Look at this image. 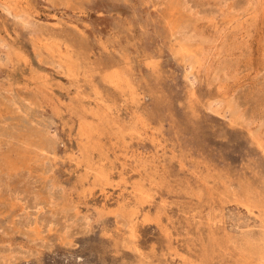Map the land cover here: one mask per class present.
Here are the masks:
<instances>
[{
	"label": "rangeland",
	"instance_id": "obj_1",
	"mask_svg": "<svg viewBox=\"0 0 264 264\" xmlns=\"http://www.w3.org/2000/svg\"><path fill=\"white\" fill-rule=\"evenodd\" d=\"M0 264H264V0H0Z\"/></svg>",
	"mask_w": 264,
	"mask_h": 264
}]
</instances>
